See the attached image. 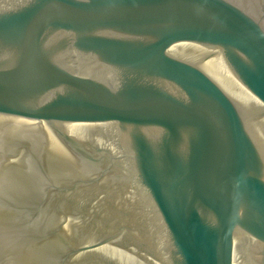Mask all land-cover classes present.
Wrapping results in <instances>:
<instances>
[{"label": "water", "instance_id": "water-1", "mask_svg": "<svg viewBox=\"0 0 264 264\" xmlns=\"http://www.w3.org/2000/svg\"><path fill=\"white\" fill-rule=\"evenodd\" d=\"M0 264H264V0H0Z\"/></svg>", "mask_w": 264, "mask_h": 264}]
</instances>
